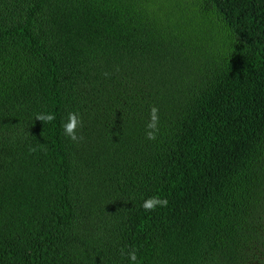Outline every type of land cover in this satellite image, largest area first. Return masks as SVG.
<instances>
[{"label":"trees","instance_id":"1","mask_svg":"<svg viewBox=\"0 0 264 264\" xmlns=\"http://www.w3.org/2000/svg\"><path fill=\"white\" fill-rule=\"evenodd\" d=\"M0 264H264V0H0Z\"/></svg>","mask_w":264,"mask_h":264},{"label":"clouds","instance_id":"2","mask_svg":"<svg viewBox=\"0 0 264 264\" xmlns=\"http://www.w3.org/2000/svg\"><path fill=\"white\" fill-rule=\"evenodd\" d=\"M54 117L51 115H41L38 116L37 119L40 120H52ZM156 109L153 108L150 116V122L147 124L146 128L147 129H152L153 131H147L146 134L149 139H154V130L156 128ZM79 119H78V114L76 113H69L68 115V121L63 125L64 133L67 135L70 139L76 140L77 136L75 133V129L77 128L79 124ZM156 203L154 200L146 201L144 204V207L146 208H151L153 204ZM129 259L132 261L136 260V253L135 251H131L128 253Z\"/></svg>","mask_w":264,"mask_h":264}]
</instances>
